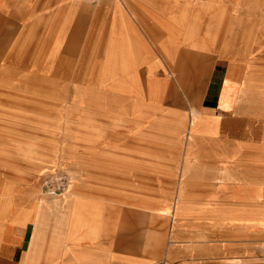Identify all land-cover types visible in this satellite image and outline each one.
I'll return each instance as SVG.
<instances>
[{
	"label": "rangeland",
	"instance_id": "rangeland-1",
	"mask_svg": "<svg viewBox=\"0 0 264 264\" xmlns=\"http://www.w3.org/2000/svg\"><path fill=\"white\" fill-rule=\"evenodd\" d=\"M102 1L0 0V251L16 226H35L23 258L0 264H115L111 254L174 264L170 249L186 244L223 264L209 226L185 237L184 218L201 214L189 203L198 139L215 133L198 112L168 121L170 84L194 109L206 73L182 65L161 99L150 65L113 63L112 53L105 64L106 29L87 17ZM63 8L76 15L57 16ZM61 173L68 191L48 194L43 182ZM214 198L202 212L216 210ZM255 216L264 232V211ZM256 248L264 256V235Z\"/></svg>",
	"mask_w": 264,
	"mask_h": 264
},
{
	"label": "crops",
	"instance_id": "crops-1",
	"mask_svg": "<svg viewBox=\"0 0 264 264\" xmlns=\"http://www.w3.org/2000/svg\"><path fill=\"white\" fill-rule=\"evenodd\" d=\"M72 1L75 6L86 0ZM102 2L105 8L88 10L86 15L96 19L91 28L106 29L105 64L112 53L113 63L135 64L137 69L150 65L147 80L157 83L161 99L169 82L177 80L173 74L182 65L186 75L192 76L194 69L206 73V83L195 94L200 103L194 109L182 102L184 97L173 94L172 83L169 89V98L175 102L169 110L170 123L179 115L186 113L188 119V113L192 117L198 112L203 125L215 133L198 139L197 179L191 183L189 203L201 214L184 218L185 237H193L198 230L203 236L209 226L207 232L223 238L217 246L223 264H264V256L256 248V238L264 232L256 228L253 219L264 211V0ZM66 11L74 16L77 10L57 9L56 15L70 16ZM56 40L61 43L63 38L58 35ZM58 43L54 47H59ZM184 125L189 128L187 120ZM211 194L218 206L213 213L202 212ZM31 225L16 226L14 235L6 236L11 243H4L0 257L11 263L22 252L23 258L35 229L31 230ZM202 249L199 255L187 244L180 249L175 246L170 258L174 264H204ZM87 250L92 252L89 247ZM110 261L151 264L123 254H111Z\"/></svg>",
	"mask_w": 264,
	"mask_h": 264
},
{
	"label": "built area",
	"instance_id": "built-area-1",
	"mask_svg": "<svg viewBox=\"0 0 264 264\" xmlns=\"http://www.w3.org/2000/svg\"><path fill=\"white\" fill-rule=\"evenodd\" d=\"M69 184L68 175L61 173L55 177L47 178L43 182V188L50 195H63L68 191Z\"/></svg>",
	"mask_w": 264,
	"mask_h": 264
}]
</instances>
